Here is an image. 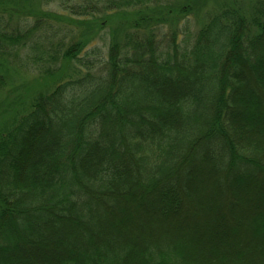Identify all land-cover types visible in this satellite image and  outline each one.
<instances>
[{
	"label": "trees",
	"instance_id": "trees-1",
	"mask_svg": "<svg viewBox=\"0 0 264 264\" xmlns=\"http://www.w3.org/2000/svg\"><path fill=\"white\" fill-rule=\"evenodd\" d=\"M175 2L0 0V264H264V0Z\"/></svg>",
	"mask_w": 264,
	"mask_h": 264
},
{
	"label": "rangeland",
	"instance_id": "rangeland-1",
	"mask_svg": "<svg viewBox=\"0 0 264 264\" xmlns=\"http://www.w3.org/2000/svg\"><path fill=\"white\" fill-rule=\"evenodd\" d=\"M28 4H33L34 7H36L37 9L40 8V0H26ZM172 2L176 1H184V0H171ZM223 1L226 0H198L199 5L197 7H195V13L198 14H194V16H191V23L188 24V26L183 27L180 26L179 27V31H180V40L181 42L185 41L186 36H184V34H186V31H188L189 33H187L188 35H195V32L197 31V29L199 27H201L202 23L208 21L209 16L214 12L212 10H215L214 7H216L217 2L221 3ZM228 1H232V0H228ZM175 2V3H176ZM229 2V3H230ZM237 2H241L244 4H248L251 2V0H237ZM201 5V6H200ZM249 5V4H248ZM58 2L54 1L49 5V10L51 11H57L56 9H58ZM195 6V5H194ZM37 35L33 36L34 38ZM71 36V35H70ZM196 36V35H195ZM165 40V39H164ZM105 41V40H104ZM108 42V41H105ZM166 42V41H165ZM168 43V42H166ZM95 45L101 47V49H104L105 51H107V47L104 44V42L102 40H99L98 43H96ZM94 45V46H95ZM29 52L28 50H24L20 52V56L18 54V58L14 64V72H12V79L8 85V87L6 88L7 91L3 90L0 91V118L2 116H5L7 114V112L9 111L10 107L13 106V100L16 99V105L15 107L20 108V106H24L25 103L28 104L29 101L27 100V95H31V93H33L34 90L32 89H38L36 87H40L41 86V82L44 80H41L40 75H39V69L34 66L31 65L28 60L25 61L26 56ZM22 58L23 61H19V58ZM19 62V63H18ZM66 61L61 63V66L63 68V73L72 75L76 72V68L74 67L75 65L73 63L70 64L69 63H65ZM12 69V70H13ZM30 91V92H29ZM26 93V94H25ZM29 93V94H28ZM8 94L9 97H8ZM16 95H24L22 100H17V96ZM199 175H201L199 172L197 173ZM206 175H203L202 178H205ZM202 178L200 177V179L202 180ZM248 209L250 208L249 204H246ZM203 209L206 208L205 204L200 203V205H196L195 206V211L196 213H188V218H189V222H192L193 224H198L201 222V220L199 219L201 214L203 216V212L201 211ZM199 213V214H198Z\"/></svg>",
	"mask_w": 264,
	"mask_h": 264
}]
</instances>
